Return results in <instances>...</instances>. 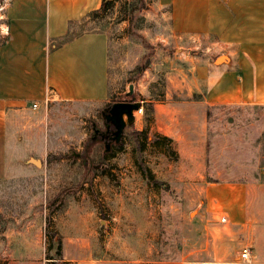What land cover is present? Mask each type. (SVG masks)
Segmentation results:
<instances>
[{
    "label": "rangeland",
    "instance_id": "1",
    "mask_svg": "<svg viewBox=\"0 0 264 264\" xmlns=\"http://www.w3.org/2000/svg\"><path fill=\"white\" fill-rule=\"evenodd\" d=\"M170 12L169 0H121L77 26L75 34L109 35L110 102L86 104L77 121L69 114L80 107H54L44 129L67 138L48 143L55 154L36 158L38 168L29 159L42 145L32 141L40 118L20 114L0 182V264H47L48 231L62 239L67 264H234L247 247L255 261L224 188H247L264 217V106L205 111L190 59L206 47L179 39ZM119 102L143 112L119 142L106 143L97 134L109 130L105 115ZM78 123L85 135L73 137ZM27 125L34 130L24 136ZM146 129L148 142L137 138ZM164 136L176 156L166 154Z\"/></svg>",
    "mask_w": 264,
    "mask_h": 264
},
{
    "label": "crops",
    "instance_id": "2",
    "mask_svg": "<svg viewBox=\"0 0 264 264\" xmlns=\"http://www.w3.org/2000/svg\"><path fill=\"white\" fill-rule=\"evenodd\" d=\"M102 2L10 0L5 15L8 35L2 36L4 42L0 44V182L10 173V138L16 139L15 125L22 112L40 118L38 137H31L42 145L32 150L30 159L47 158L55 154L48 143L67 138L56 137L55 130L50 135L44 129L57 115L53 114L54 107H80V111L69 114L77 121L85 116L86 104L110 102L108 33L86 32L65 40L70 23L99 10ZM169 2L174 34L179 39L189 37L191 50L199 48L194 43L206 47L203 58L193 54L190 59L194 81L204 85L202 100L197 103L205 111L218 106H264V0ZM221 56L226 59L218 63ZM74 125L73 137L76 133L84 136L79 123ZM32 130L34 127L27 125L19 131L26 136ZM87 186L86 181L83 187ZM226 190L233 207L229 215L248 232L246 240L255 250V261L250 264H264L262 210L252 208L247 188L228 186ZM234 264L245 263L239 257Z\"/></svg>",
    "mask_w": 264,
    "mask_h": 264
},
{
    "label": "trees",
    "instance_id": "3",
    "mask_svg": "<svg viewBox=\"0 0 264 264\" xmlns=\"http://www.w3.org/2000/svg\"><path fill=\"white\" fill-rule=\"evenodd\" d=\"M121 1V0H115V1H110V0H103L102 2V6L99 10L97 11H93L91 13H89L84 19H82L79 22H71L70 23V30L69 33L67 35V37L65 38V40H71L73 39L75 36L80 35V34H75V31L77 30V26H79L80 24H82L84 21L87 20V18H98L101 16V14L108 12L109 10H112L116 4ZM153 111V109H152ZM148 132L147 129L143 130L141 132L137 133V138L138 137H143L147 142H148ZM162 142H164V146L166 148V154H174L176 156V152L172 149V147L170 146V144L173 142L171 138L169 137H162ZM152 144H154V146H158L160 143L158 140L156 141H152ZM144 146V143H140V149H142ZM145 174V173H144ZM151 181H155L154 177L152 176L151 173H149V176ZM49 223L50 221L48 220V227H49ZM48 239H49V248L47 251V264H67L64 261V256H63V249H62V239L59 236H56L54 234H51L50 231H48Z\"/></svg>",
    "mask_w": 264,
    "mask_h": 264
},
{
    "label": "water",
    "instance_id": "4",
    "mask_svg": "<svg viewBox=\"0 0 264 264\" xmlns=\"http://www.w3.org/2000/svg\"><path fill=\"white\" fill-rule=\"evenodd\" d=\"M225 59V57L221 56L217 59V62L221 63ZM140 108L141 105L139 103L132 102H119L114 103L111 106L109 113L106 115V120L111 122L115 128L113 139L114 141L119 142L123 136L124 129L126 128V126L133 125L135 121L134 112L138 111ZM29 163L33 164L36 167L42 166V161L35 158H31L29 160Z\"/></svg>",
    "mask_w": 264,
    "mask_h": 264
},
{
    "label": "built area",
    "instance_id": "5",
    "mask_svg": "<svg viewBox=\"0 0 264 264\" xmlns=\"http://www.w3.org/2000/svg\"><path fill=\"white\" fill-rule=\"evenodd\" d=\"M10 0H2L0 2V34L3 35H8V27L5 23V15H6V10L9 6ZM33 108H37V105L35 104ZM141 113L143 112V108L141 107L138 111L134 112V116L136 118V113ZM222 223H225L227 219L225 217L221 218L220 220ZM240 260L241 262L244 263H249L252 260V254L250 248H244L242 250V253L240 255Z\"/></svg>",
    "mask_w": 264,
    "mask_h": 264
},
{
    "label": "flooded vegetation",
    "instance_id": "6",
    "mask_svg": "<svg viewBox=\"0 0 264 264\" xmlns=\"http://www.w3.org/2000/svg\"><path fill=\"white\" fill-rule=\"evenodd\" d=\"M105 120H106V115H105ZM107 125L109 126V130L102 132V133H98L97 136L100 137L102 140H104L106 143L107 142H113L114 140V132H115V128L113 126V124L109 121H107Z\"/></svg>",
    "mask_w": 264,
    "mask_h": 264
}]
</instances>
